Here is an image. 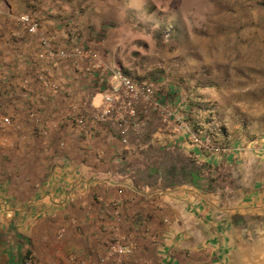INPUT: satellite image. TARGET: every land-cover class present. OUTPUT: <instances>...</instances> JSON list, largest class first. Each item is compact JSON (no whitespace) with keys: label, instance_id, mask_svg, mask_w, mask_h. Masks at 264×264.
Returning <instances> with one entry per match:
<instances>
[{"label":"crops","instance_id":"0c3cea01","mask_svg":"<svg viewBox=\"0 0 264 264\" xmlns=\"http://www.w3.org/2000/svg\"><path fill=\"white\" fill-rule=\"evenodd\" d=\"M76 5L0 0V105L13 120L0 132V208L15 237L4 264L26 255L31 264H118L109 246L119 238L132 250L123 264H264V45L236 85L177 93L144 79L105 14L94 20ZM24 13L57 48L91 50L154 87L127 144L115 113L92 118L106 108L110 75L87 72L91 60L40 59L38 36L18 22ZM163 109L224 149H201ZM221 173L231 183L209 190L206 178Z\"/></svg>","mask_w":264,"mask_h":264},{"label":"rangeland","instance_id":"374dc122","mask_svg":"<svg viewBox=\"0 0 264 264\" xmlns=\"http://www.w3.org/2000/svg\"><path fill=\"white\" fill-rule=\"evenodd\" d=\"M73 1L79 13L91 9L94 20L105 14L129 61L144 65V79H164L177 93L236 85L238 73L258 61L255 46L264 45V0ZM5 212L0 208V264L15 239Z\"/></svg>","mask_w":264,"mask_h":264},{"label":"built area","instance_id":"2783aa9c","mask_svg":"<svg viewBox=\"0 0 264 264\" xmlns=\"http://www.w3.org/2000/svg\"><path fill=\"white\" fill-rule=\"evenodd\" d=\"M18 22L30 34L38 36L42 46V51L39 53L40 59L53 61L56 59L82 58L84 60H91L92 64L86 69L87 72L101 70L110 75L111 81L103 93L106 108L101 112L94 113L92 118L97 122H107L111 115L115 113L119 122L122 142L127 144L128 125L138 117L139 107L143 104H155L154 87L132 79L117 66L105 64L91 50H83L78 47L73 49L57 48L53 43L52 37H49L43 31L40 22L32 14H21L18 17ZM162 111L164 121H169L172 118L176 119V131L187 134L191 141L201 149L212 152H220L224 149L213 138L203 136L200 132L196 131L186 120L174 117L172 112L166 109ZM12 125V116L8 115L0 105V132H5ZM131 251V248L125 244V241L119 238L110 244L109 257L115 259L118 264H123V257L130 254Z\"/></svg>","mask_w":264,"mask_h":264},{"label":"trees","instance_id":"16d2710c","mask_svg":"<svg viewBox=\"0 0 264 264\" xmlns=\"http://www.w3.org/2000/svg\"><path fill=\"white\" fill-rule=\"evenodd\" d=\"M198 172L199 171H197L195 181L192 180V182L200 183V181H202V177L199 175ZM206 179H207V182H208L209 190L215 191L217 189L219 180H221L222 178H221L220 174H218L215 177H207ZM28 260H29L28 255H26L25 257L20 259V264H27Z\"/></svg>","mask_w":264,"mask_h":264}]
</instances>
